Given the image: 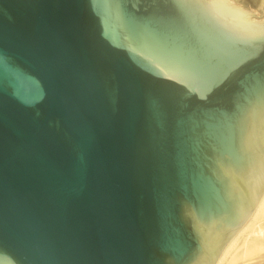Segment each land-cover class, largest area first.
<instances>
[{"label": "water", "instance_id": "95a60500", "mask_svg": "<svg viewBox=\"0 0 264 264\" xmlns=\"http://www.w3.org/2000/svg\"><path fill=\"white\" fill-rule=\"evenodd\" d=\"M170 2L0 0V264H218L248 230L264 0Z\"/></svg>", "mask_w": 264, "mask_h": 264}, {"label": "bare ground", "instance_id": "6f19581e", "mask_svg": "<svg viewBox=\"0 0 264 264\" xmlns=\"http://www.w3.org/2000/svg\"><path fill=\"white\" fill-rule=\"evenodd\" d=\"M264 264V196L252 214L248 230L226 249L218 264Z\"/></svg>", "mask_w": 264, "mask_h": 264}, {"label": "snow or ice", "instance_id": "6c2138e0", "mask_svg": "<svg viewBox=\"0 0 264 264\" xmlns=\"http://www.w3.org/2000/svg\"><path fill=\"white\" fill-rule=\"evenodd\" d=\"M149 6L153 9V16L157 20H164L171 8L170 0H149ZM253 80L259 85L260 90L264 92V61L259 62L251 69ZM172 79V77H168ZM179 83V81H176ZM216 86V85H214Z\"/></svg>", "mask_w": 264, "mask_h": 264}, {"label": "rangeland", "instance_id": "374dc122", "mask_svg": "<svg viewBox=\"0 0 264 264\" xmlns=\"http://www.w3.org/2000/svg\"><path fill=\"white\" fill-rule=\"evenodd\" d=\"M240 264V263H239ZM241 264H243V263H241Z\"/></svg>", "mask_w": 264, "mask_h": 264}]
</instances>
